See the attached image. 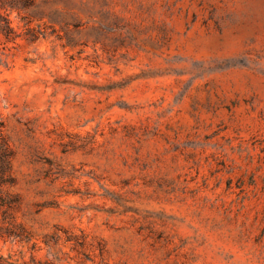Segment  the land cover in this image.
<instances>
[{"label":"rangeland","instance_id":"374dc122","mask_svg":"<svg viewBox=\"0 0 264 264\" xmlns=\"http://www.w3.org/2000/svg\"><path fill=\"white\" fill-rule=\"evenodd\" d=\"M14 1L0 264H264V0Z\"/></svg>","mask_w":264,"mask_h":264},{"label":"trees","instance_id":"16d2710c","mask_svg":"<svg viewBox=\"0 0 264 264\" xmlns=\"http://www.w3.org/2000/svg\"><path fill=\"white\" fill-rule=\"evenodd\" d=\"M11 7L16 8L20 11L26 10L29 7L33 5V1L30 0H15L14 2H11ZM27 18L28 16H24ZM4 20L5 23H1V20ZM0 29L9 37L11 33H13V28L11 27L10 21L7 17L3 16V14L0 13Z\"/></svg>","mask_w":264,"mask_h":264}]
</instances>
